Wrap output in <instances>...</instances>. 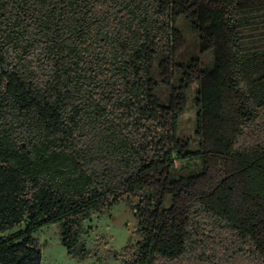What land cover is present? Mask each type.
<instances>
[{
    "label": "trees",
    "instance_id": "obj_1",
    "mask_svg": "<svg viewBox=\"0 0 264 264\" xmlns=\"http://www.w3.org/2000/svg\"><path fill=\"white\" fill-rule=\"evenodd\" d=\"M184 5L213 56L199 79L202 146L226 155L234 182L249 187L237 190L240 218L225 205L230 187L218 208L195 197L177 229L163 210L156 241L125 246L121 257L264 264V0H0V235L26 220L57 224L67 255L82 261L93 212L134 197L149 211L164 185L178 183L168 168L174 113L154 98L151 70L156 57L170 60L171 20ZM221 66L237 100L231 140L221 127ZM29 230L0 236V264H41Z\"/></svg>",
    "mask_w": 264,
    "mask_h": 264
},
{
    "label": "rangeland",
    "instance_id": "obj_2",
    "mask_svg": "<svg viewBox=\"0 0 264 264\" xmlns=\"http://www.w3.org/2000/svg\"><path fill=\"white\" fill-rule=\"evenodd\" d=\"M184 6L182 12L171 20L173 37L170 60L161 65L160 58L156 57L151 70L154 98L174 113L175 149L168 168L173 181L178 183L164 185L158 206H151L149 211L135 209L139 197H134L93 212L82 225L84 232L81 240L89 251V256L82 261L67 255L61 245V229L57 224L30 225L26 220L19 227L0 235L5 239H23L27 236V228H30V236L36 239L41 252V264H124L121 256L125 246L135 247L146 240L151 243L156 241L166 223L161 217L163 210L170 212V225L177 229L183 211L195 197L218 208L223 203L218 202L217 198L224 195L222 193L232 192L231 201L225 205L231 210L233 218H240L243 203L239 202L237 190L249 186L234 182L232 166L226 155L216 153L212 148H204L201 143L205 129L198 120L201 109L199 79L213 67V56L211 51L200 48L198 26L192 24L196 18L194 10L189 5ZM218 73L222 134L231 140L236 129L237 100L227 84L226 67L221 66ZM184 181L187 183L185 187L181 185ZM228 187L231 188L230 192L225 189Z\"/></svg>",
    "mask_w": 264,
    "mask_h": 264
}]
</instances>
